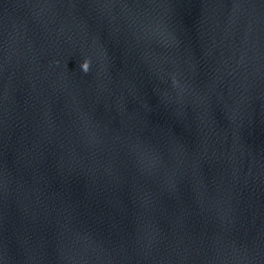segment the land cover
Segmentation results:
<instances>
[{"label": "water", "instance_id": "95a60500", "mask_svg": "<svg viewBox=\"0 0 264 264\" xmlns=\"http://www.w3.org/2000/svg\"><path fill=\"white\" fill-rule=\"evenodd\" d=\"M0 264H264V0H0Z\"/></svg>", "mask_w": 264, "mask_h": 264}, {"label": "clouds", "instance_id": "9594fccd", "mask_svg": "<svg viewBox=\"0 0 264 264\" xmlns=\"http://www.w3.org/2000/svg\"><path fill=\"white\" fill-rule=\"evenodd\" d=\"M90 64H91V61L90 60H86L83 64H82V69L85 73H88L89 70H90Z\"/></svg>", "mask_w": 264, "mask_h": 264}]
</instances>
